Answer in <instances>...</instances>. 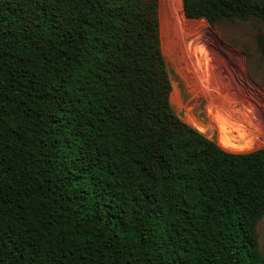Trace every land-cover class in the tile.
I'll return each mask as SVG.
<instances>
[{"label":"trees","instance_id":"trees-1","mask_svg":"<svg viewBox=\"0 0 264 264\" xmlns=\"http://www.w3.org/2000/svg\"><path fill=\"white\" fill-rule=\"evenodd\" d=\"M158 2L0 0V264H264V147L174 112ZM182 8L264 21V0Z\"/></svg>","mask_w":264,"mask_h":264},{"label":"rangeland","instance_id":"rangeland-1","mask_svg":"<svg viewBox=\"0 0 264 264\" xmlns=\"http://www.w3.org/2000/svg\"><path fill=\"white\" fill-rule=\"evenodd\" d=\"M158 3L174 112L184 110L182 120L229 151L264 147V55L257 43L264 21L189 19L182 0ZM255 231L264 255V213Z\"/></svg>","mask_w":264,"mask_h":264},{"label":"water","instance_id":"water-1","mask_svg":"<svg viewBox=\"0 0 264 264\" xmlns=\"http://www.w3.org/2000/svg\"><path fill=\"white\" fill-rule=\"evenodd\" d=\"M184 116H185V111L182 110V111L179 113V117H180V118H183Z\"/></svg>","mask_w":264,"mask_h":264}]
</instances>
